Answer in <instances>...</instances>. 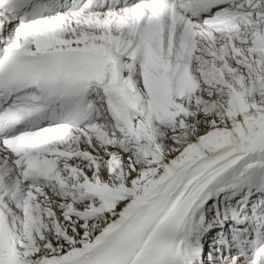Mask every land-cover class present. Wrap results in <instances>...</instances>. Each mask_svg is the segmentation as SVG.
<instances>
[{
	"label": "snow or ice",
	"instance_id": "6c2138e0",
	"mask_svg": "<svg viewBox=\"0 0 264 264\" xmlns=\"http://www.w3.org/2000/svg\"><path fill=\"white\" fill-rule=\"evenodd\" d=\"M0 264H264V0H0Z\"/></svg>",
	"mask_w": 264,
	"mask_h": 264
}]
</instances>
